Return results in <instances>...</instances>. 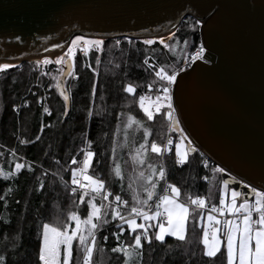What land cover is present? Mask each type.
<instances>
[{
    "label": "trees",
    "instance_id": "1",
    "mask_svg": "<svg viewBox=\"0 0 264 264\" xmlns=\"http://www.w3.org/2000/svg\"><path fill=\"white\" fill-rule=\"evenodd\" d=\"M196 20L190 15L184 17L173 31L175 39L169 35L164 38L174 46L171 48H165L155 38H151L152 45H145L144 39L122 36L102 39L100 51H90L86 56L77 54L74 75L65 82L70 96L67 113L55 79L61 76L62 64L49 59L50 63L45 65L28 59L15 64L16 68L0 71V173L3 174L0 197H4L0 200V255L5 256L6 264H40L42 223L55 226L57 219L64 221L70 210L78 211L81 217L86 215V205L79 204L65 186V182H70V160L73 156L82 159L81 149L86 147V141L92 142L89 148L96 153L90 174L98 173L108 190L121 194L131 203L126 191L129 179H136L135 170L147 172L148 169L146 164L132 167L130 150L143 142L142 130L125 131L126 115L140 119L150 131L147 163H161L162 158L150 152V143L154 140L163 144L168 135L166 110L161 109L148 121L137 101L141 94L155 97L159 83L153 84L152 90L148 88L150 83L158 81L155 70L163 68L169 73L176 70L182 65L184 54L189 53V45L201 42L200 25L189 27ZM185 39L187 45L183 43ZM94 80L97 87L92 94ZM128 84L134 87V93L123 90ZM45 107L49 109L47 113L43 111ZM122 144L125 146L121 147ZM114 161L122 166L123 181H117L111 174ZM165 161L166 181L180 190L181 201L186 196L200 195L210 206L219 204L223 177L212 169L220 166L205 165L197 151H189L181 165L176 164L175 155ZM16 163L23 167L5 180L4 175L12 172ZM163 183L158 185L161 192ZM108 219L110 224L97 233L90 264H122L123 257L110 249L120 241L131 244L134 238L125 229L117 241L111 233L118 232L120 222H111L110 216ZM196 219L199 216L189 218L185 241L167 237L161 243L153 239L150 245L144 244L142 257L130 258L132 264H226L225 257L219 253L216 258L202 255V228L195 226ZM105 236L107 240L103 239ZM82 255L77 254L74 241L71 264H79Z\"/></svg>",
    "mask_w": 264,
    "mask_h": 264
},
{
    "label": "water",
    "instance_id": "2",
    "mask_svg": "<svg viewBox=\"0 0 264 264\" xmlns=\"http://www.w3.org/2000/svg\"><path fill=\"white\" fill-rule=\"evenodd\" d=\"M188 15L201 21L206 51L173 85L179 125L223 180L264 191V0H0V60L75 36L166 38Z\"/></svg>",
    "mask_w": 264,
    "mask_h": 264
},
{
    "label": "snow or ice",
    "instance_id": "3",
    "mask_svg": "<svg viewBox=\"0 0 264 264\" xmlns=\"http://www.w3.org/2000/svg\"><path fill=\"white\" fill-rule=\"evenodd\" d=\"M200 23V20H196L189 27L195 28ZM169 38L175 39V33L170 32ZM16 39L19 40L20 37L17 36ZM81 41L83 47L80 48V51L85 55H88L90 47L100 51L104 43L102 39L89 40L83 36L74 37L67 45L66 51L55 60L57 65L65 66V70L61 71V76L71 77L74 75V57ZM159 41L165 48L174 47L166 43L163 37H159ZM119 43L120 41L117 40L116 44L119 45ZM153 43V39L143 40L145 45ZM183 43L187 45L188 41L185 39ZM52 47L60 48L62 45L53 44ZM205 51L204 45L201 44L196 47L195 51L186 52L184 54L186 66L191 67V64L188 63L189 57L192 62L204 59ZM38 63L47 65L50 61L45 57ZM16 67L18 66L15 64L0 63V71ZM184 71V67L179 68V72ZM154 75L158 81L148 85L149 90H152L153 84L157 82L160 85L155 89L154 99L141 94L138 97V106L148 121L153 120L154 114L159 113L161 109H165L170 127H178L172 87L177 82L178 72L173 70L169 73L166 69L161 68L155 70ZM55 79H59V77H55ZM96 87L94 80L92 94H95ZM57 88L65 101V113H67L69 99L67 89L59 83ZM123 90L129 94L135 91L130 84L125 85ZM43 111L47 113L49 109L45 107ZM123 128L125 131L130 128H135L137 131L142 130L143 142L130 150L129 158L133 169L145 164L148 169L147 172L143 170L135 172L136 179H129L126 191L131 196V203L123 199L119 193L112 196L106 181L100 179L98 173L90 174L96 153L89 148L92 142L86 141V147L81 149L82 159L77 160L75 156L71 158L70 182H65V186L78 199L79 204L86 205V215L81 217L78 211L70 210L64 221L57 219L55 226L49 222L42 223V237L38 250L40 264H71L74 241L77 254H83L82 264H90L97 243V233L110 224L109 216L111 222H120L117 224L118 232L111 233L117 241H120V234L124 233L125 229L130 236L134 237L131 244L120 241L110 249L112 253H119L123 257L122 264H132L130 258L134 256L142 257L144 244L150 245L153 239L163 243L166 236H171L178 241H185L187 222L190 217L197 216L199 219H196L195 226L202 228L200 243L203 245L202 255L204 257L216 258L219 253L225 257L226 264H264V191L243 182L240 183L246 191L230 187V179H234L230 177L222 181L218 205L211 204L210 207H207L206 198L200 195L186 196V199L181 201L180 190L166 181L164 164L147 163L146 154L149 151L150 131L144 126V122L133 115H126ZM181 137L183 140H187V137L183 136V130H181ZM21 143H25V141H21ZM172 143L171 139L165 144H158L153 140L150 143V152L162 157L165 152L169 151L168 146ZM187 144L191 152L197 151L195 147H192L191 141H187ZM124 146L121 145V147ZM186 160L187 153L180 150L178 143L176 145V164H184ZM113 163L111 174L117 181H123L122 166L115 161ZM22 167L21 163H16L12 172L4 175L3 178L7 180L13 172ZM212 171L213 173H224L225 169L215 167ZM0 175L3 174L0 173ZM160 182H164L162 192L158 189ZM248 197H254V199L249 200ZM3 199L4 197H0V200ZM79 204H76L77 208ZM138 219L140 222H137ZM152 229L154 231L150 232ZM103 239L107 240L108 237L105 236ZM0 264H6V258L3 255H0Z\"/></svg>",
    "mask_w": 264,
    "mask_h": 264
},
{
    "label": "rangeland",
    "instance_id": "4",
    "mask_svg": "<svg viewBox=\"0 0 264 264\" xmlns=\"http://www.w3.org/2000/svg\"><path fill=\"white\" fill-rule=\"evenodd\" d=\"M200 25H201V23H200ZM76 37V36H75ZM84 37V36H83ZM124 37V36H123ZM159 37H163V36H158V37H153V38H155V39H158L159 40ZM74 38V37H73ZM72 38V39H73ZM86 39H89V40H94L95 38H93V37H85ZM125 38V37H124ZM164 38V37H163ZM167 38V37H166ZM146 39H151V38H146ZM145 40V39H144ZM71 43V42H70ZM196 44H198V43H196V42H194V43H191L190 45H189V48H188V52L193 48V46L194 45H196ZM66 51V49L64 50V51H62L59 55H57L56 57H54V58H50V57H47L48 59H50V60H52L53 62H55V60H56V58L58 57V56H61L64 52ZM76 55H77V53H76ZM45 57H42V58H28V59H34V60H38V61H42L43 59H44ZM28 59H25V60H28ZM21 61H23V60H18V61H6V60H0V63H9V64H19ZM179 68V67H178ZM178 68L176 69V71L178 70ZM63 69H64V65H63ZM154 99V98H153ZM175 117H176V119H177V116H176V113H175ZM168 126H169V124H168ZM170 129V128H169ZM169 129H168V131H169ZM181 130H183V136L184 137H187V140H183L182 139V137H181ZM171 131H172V135L174 136V151H175V154H176V145L179 143L180 144V150L182 151V152H186L187 154H188V152H189V150H188V144H187V141L189 140V137L187 136V134L185 133V131H184V129L180 126V125H178V127H175V126H172L171 127ZM161 163H163V164H165V160H162L161 159ZM136 172V170L133 172V173H135ZM133 177L134 178H136L135 176H134V174H133ZM221 186H222V183H221ZM230 187H237V188H240L242 191H243V187H242V184L239 182V184L237 185V186H233V185H230ZM254 199V197H251V198H249V200H253ZM238 203H239V201H238ZM205 219H206V213H205ZM137 222H140L139 221V219L137 220ZM186 227H187V225H186ZM167 237H171V236H166L165 237V239L167 238ZM79 264H82V258H81V261H80V263Z\"/></svg>",
    "mask_w": 264,
    "mask_h": 264
},
{
    "label": "built area",
    "instance_id": "5",
    "mask_svg": "<svg viewBox=\"0 0 264 264\" xmlns=\"http://www.w3.org/2000/svg\"><path fill=\"white\" fill-rule=\"evenodd\" d=\"M89 38V37H88ZM93 38H95V39H104V38H101V37H93ZM201 44H203L202 42H199L198 44H196V45H194L193 46V48L189 51V53L190 52H193V51H195L196 50V47L197 46H199V45H201ZM83 47V42L81 41L80 42V44H79V47H78V49H77V54H79V55H81V56H86L82 51H80V48H82ZM66 49V48H65ZM64 49V50H65ZM90 51H96L94 48H92V47H90V49H89V52ZM188 63H190L191 64V66L193 65V63L194 62H192L191 61V59H190V57H189V60H188ZM181 67H184L185 68V70H187V69H189L190 67H187L186 66V63H185V60L183 61V63H182V65L179 67V68H181ZM179 68H178V70H177V72H178V74L180 73L179 72ZM173 87V86H172ZM177 116V115H176ZM167 117V116H166ZM167 120H168V122H169V132H168V135H167V137H166V139H165V141H164V143L163 144H165L169 139H171L172 141H173V143L171 144V145H169L168 147H169V151H167V152H165L164 154H163V156L161 157L162 158V160H166V158H168V157H171V156H173V155H175L176 156V154H175V151H174V136L172 135V131H171V127H170V121H169V119L167 118ZM196 149H197V153L203 158V160H204V164L205 165H208V164H212V163H214V164H216L203 150H201L199 147H195ZM165 163H166V161H165ZM164 166H165V168H166V173H167V167H166V164H164ZM109 192L112 194V196H114L116 193L115 192H113L112 190H109ZM122 196V195H121ZM122 198L123 199H125V200H127L125 197H123L122 196ZM110 199H111V196H110ZM207 201V200H206ZM207 207H210V205L208 204V202H207V205H206Z\"/></svg>",
    "mask_w": 264,
    "mask_h": 264
},
{
    "label": "bare ground",
    "instance_id": "6",
    "mask_svg": "<svg viewBox=\"0 0 264 264\" xmlns=\"http://www.w3.org/2000/svg\"><path fill=\"white\" fill-rule=\"evenodd\" d=\"M64 49L65 48H60V49L47 51V52H44V53H40V54H37V55L26 57L25 59H28V58H42V57L54 58L57 55H59L62 51H64ZM25 59H20V60H25ZM16 61H18V60H16Z\"/></svg>",
    "mask_w": 264,
    "mask_h": 264
}]
</instances>
